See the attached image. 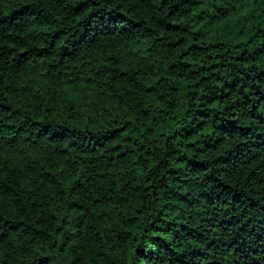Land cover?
<instances>
[{
	"label": "trees",
	"instance_id": "obj_1",
	"mask_svg": "<svg viewBox=\"0 0 264 264\" xmlns=\"http://www.w3.org/2000/svg\"><path fill=\"white\" fill-rule=\"evenodd\" d=\"M0 264H264V0H0Z\"/></svg>",
	"mask_w": 264,
	"mask_h": 264
}]
</instances>
